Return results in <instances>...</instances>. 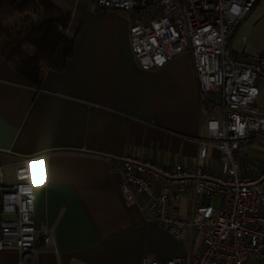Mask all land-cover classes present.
<instances>
[{"label": "crops", "instance_id": "0c3cea01", "mask_svg": "<svg viewBox=\"0 0 264 264\" xmlns=\"http://www.w3.org/2000/svg\"><path fill=\"white\" fill-rule=\"evenodd\" d=\"M51 1L70 16L71 27L78 25L64 69L44 70L33 86L0 58L3 180L12 183L14 168L28 162L34 226H46L53 237L54 246L40 248L33 264H139L144 255L163 260L196 252L198 233L183 242L172 238L148 218L143 198L137 204L122 197L110 167L125 154L162 165L195 163L212 107L199 97L189 53L142 69L130 49L126 12L85 0ZM228 47L232 53L264 50V0L246 13ZM259 158L264 141L249 146L242 164L252 167ZM205 165L221 170L213 147ZM171 212L189 216L191 196ZM0 264H21L18 252L0 250Z\"/></svg>", "mask_w": 264, "mask_h": 264}, {"label": "built area", "instance_id": "2783aa9c", "mask_svg": "<svg viewBox=\"0 0 264 264\" xmlns=\"http://www.w3.org/2000/svg\"><path fill=\"white\" fill-rule=\"evenodd\" d=\"M129 16L128 39L135 62L156 69L189 53L200 99L211 111L207 135L197 138L194 164L162 165L125 154L110 160L126 201L147 204V216L177 241L194 233L200 247L163 260L144 255L139 264H251L264 259V158L242 160L249 146L264 141V110L255 104L264 85V50L232 53L231 34L256 0H86ZM208 147L223 165H205ZM34 182L27 161L5 183L0 166V250L14 249L21 264H33L40 248L53 247L52 231L33 222ZM191 196L187 217L171 210Z\"/></svg>", "mask_w": 264, "mask_h": 264}, {"label": "trees", "instance_id": "16d2710c", "mask_svg": "<svg viewBox=\"0 0 264 264\" xmlns=\"http://www.w3.org/2000/svg\"><path fill=\"white\" fill-rule=\"evenodd\" d=\"M71 24L51 0H0V58L39 86L44 70L60 72L72 57L78 25Z\"/></svg>", "mask_w": 264, "mask_h": 264}, {"label": "rangeland", "instance_id": "374dc122", "mask_svg": "<svg viewBox=\"0 0 264 264\" xmlns=\"http://www.w3.org/2000/svg\"><path fill=\"white\" fill-rule=\"evenodd\" d=\"M86 1V0H85ZM90 5H95L92 1H87ZM257 6V5H256ZM255 6V7H256ZM255 104L264 110V85H259V93L256 97Z\"/></svg>", "mask_w": 264, "mask_h": 264}]
</instances>
